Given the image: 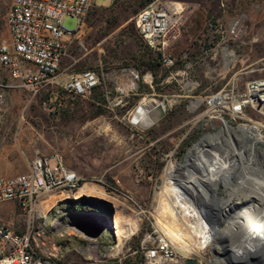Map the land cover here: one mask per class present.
Listing matches in <instances>:
<instances>
[{
	"label": "rangeland",
	"instance_id": "1",
	"mask_svg": "<svg viewBox=\"0 0 264 264\" xmlns=\"http://www.w3.org/2000/svg\"><path fill=\"white\" fill-rule=\"evenodd\" d=\"M148 1L95 0L84 15L82 29L68 41L58 70L59 82L36 91L23 86L6 88L0 175L27 170L36 153L55 152L79 174L82 185L76 191L56 188L41 193L25 209L15 200L0 201V218L19 232L33 231L41 223L44 235L32 239L36 253L68 264H90L95 257L114 260L115 264H141L142 239L157 234L166 236L173 252L171 258L158 264H186L187 258H195L196 264H264V229L261 237L250 234L253 219L249 217L246 221L239 218L246 226L236 223L229 228L230 218L264 196V143L255 142L258 127L240 124L236 128L229 121L233 129L249 137L237 132L227 140L222 120L207 110L205 99L199 100L228 81L242 85L264 73V0H228L226 16L217 0H180L189 8L207 11L200 24L196 19L184 20L174 42L178 50L174 56L179 57L171 64H164L160 54L144 43L135 26L136 13ZM10 2L0 0V42L7 44ZM208 16L226 26L238 17V36L217 35L209 40L205 34ZM77 20L68 14L62 17L68 28H76ZM213 46L218 49L216 58L209 49ZM223 50L233 55L224 56L227 61L233 59L227 70L222 60L215 65ZM86 68L96 70L101 78L89 92L74 95L61 85L69 73ZM0 79H10L1 65ZM101 91L105 100L99 97ZM143 98L162 102L164 109L146 127L133 117ZM51 100L52 107L48 104ZM202 171L215 173L205 192L208 206L204 204V217L219 229L214 230L201 255L184 254L163 230L165 226L176 234L178 226L175 219L162 216L158 193L168 183L165 172H186L200 199L204 193L199 179ZM179 193L193 201L188 193ZM229 199L235 204L223 205ZM168 203L169 212L164 213L172 215L175 207L170 199ZM176 207L179 211L186 206ZM93 211L111 213L114 230L94 235L82 228L94 225L95 229L100 224ZM174 215L171 217L176 218ZM237 226L238 231L234 230ZM195 235L189 234V241L195 242ZM236 244L242 246L243 255L233 246Z\"/></svg>",
	"mask_w": 264,
	"mask_h": 264
},
{
	"label": "built area",
	"instance_id": "2",
	"mask_svg": "<svg viewBox=\"0 0 264 264\" xmlns=\"http://www.w3.org/2000/svg\"><path fill=\"white\" fill-rule=\"evenodd\" d=\"M217 1L222 9L226 7L227 0ZM94 3L95 0H11L6 12L10 42H0V65L8 70L10 76L6 82L0 79V126L7 87L23 86L36 91L44 85L60 81L58 70L68 41L82 29L84 15ZM189 10V6L180 0H149L135 15V26L144 43L160 52L164 64H171L179 57L169 55L167 48L179 38ZM64 14L77 17L76 28L65 26L62 22ZM232 21L226 26L208 16L205 34L209 40L217 35L220 38L226 35L236 38L239 25L237 28L235 24L231 26ZM209 49L213 50L212 57L216 58L218 49L214 46ZM221 60L223 69L227 70L233 59L228 62L222 56L217 58L215 65ZM262 68L264 70V61ZM100 82L97 71L86 68L69 73L67 80L60 83L74 95H83ZM205 96H208L205 99L207 110L214 112L212 115L223 123L231 125L232 122L236 127L242 123H260L255 142L264 143V73L242 85L236 80L228 81ZM51 101L48 104L52 107L54 101ZM80 183L79 174L66 165L58 153H36L29 159L27 170L0 175V201L15 200L25 209L41 193L56 188L75 189ZM111 226L104 229L113 231ZM44 232L41 223L33 231L19 232L0 218V264H68L51 261L36 253L32 239L44 235ZM150 238L149 235L144 236L141 241V264H158V258L163 261L172 257V247L166 236L157 234ZM96 259L88 263L115 264L114 260L105 257Z\"/></svg>",
	"mask_w": 264,
	"mask_h": 264
},
{
	"label": "bare ground",
	"instance_id": "3",
	"mask_svg": "<svg viewBox=\"0 0 264 264\" xmlns=\"http://www.w3.org/2000/svg\"><path fill=\"white\" fill-rule=\"evenodd\" d=\"M239 21H240L239 18H235L232 21L231 26H234V24H235L236 28H237L238 25H239ZM230 55H231V52H229L227 50H223V56H230ZM133 85H134V82H133ZM207 98H208V96L207 97H200L199 100H204V99H207ZM163 111H164V109H163V103L162 102L161 103H155V102H152L150 99L143 98L142 101H141V104L138 106V109L133 113V117H134L135 121L138 122L141 126L146 127V126H149L150 124H152L154 119L156 117H159ZM223 124H224L223 128L226 131L225 135H226L227 140H230L229 137H228L230 134L231 135H233V133L234 134H238L237 132H239L240 133L239 135H241L242 137H244V136L246 138L249 137L245 132H242L241 130L237 131L236 129H233L232 126L229 125L228 123H223ZM242 124H248V123H242ZM253 124L256 125L258 128L260 126V123H253ZM231 135H230V138H231ZM234 156H236V157L239 156L240 158H243L242 155L235 154ZM185 174H186V172L185 173H180V174L179 173L178 174H172V173L168 174L167 172H165V175L167 177L168 183H166L163 186V188L160 189V191L158 193V195H159L158 201L160 202V205L162 207V211H163L162 212L163 213L162 216L163 217L165 216L164 219L165 220H167L168 218L175 219V221L177 223L175 225H177L178 227L175 229L176 230V234L174 232H172L171 229L168 230L167 227H165V226H163V230H165V232L168 235H170V237H171V239L173 241H177L176 244H175L176 245L175 247L177 249H179L180 251H182L184 254H188L189 252H192V253H196V254H200L201 255V251L203 250V248L206 247L209 243H211V239H213V236H214V230L215 229H219V227H217L218 225L217 226L216 225H210L208 222H206L205 221V217H204V215H205V213H204L205 210L204 209H206V208H204V204L208 203L207 195H205V192L207 191L208 186L209 187L211 186V184H212L211 179L214 178V176H215L214 174L215 173L214 174H211V173L204 174L203 171H202V173H200L201 177L199 179L202 181L201 182V187L202 188L204 187L203 188L204 189V193L200 197V199L198 198V194H196L193 191L192 187H190V183L188 182V179H187ZM254 180H256V179H254ZM81 185H82V183L77 188L71 189V190H68V191H76V190H78L81 187ZM177 185H179L180 187L179 188L175 187ZM180 189H181V191H180ZM182 191L185 192L184 194L188 193L189 195H191V197L193 198V201L195 203L197 202L198 205H195V203H193L192 200H191L192 201L191 202L187 198L182 197V195L180 197L179 196V194H180L179 192H182ZM259 197H260L259 198L260 200L258 202L253 203L254 201H252L251 202L252 203L251 206L247 205L245 207V209L240 214L235 216V218H230V222H229V226L230 227L229 228L232 229L233 228L232 226H235L236 223H237V225L242 227L245 224H244V222H241V219H239V218L243 217V218H245V221H246V219L249 217V218L253 219V223L251 224V227L248 229L249 233L250 234L251 233H255L258 236H260L261 230L264 229V196H259ZM169 199H170V201H172V204L175 207V212L173 211L175 215L174 214L170 215L168 213L169 214V216H168V214L166 215L164 213V211L165 212H169L168 211L169 206H167L169 204L168 203ZM234 204H235V202H233L231 199H229L223 205H229L230 206V205H234ZM178 205L186 206V207H185V209L180 208V210L178 211L177 207H176ZM187 205H189L191 207L188 208ZM171 211H170V213H171ZM228 213H226V218H225L226 220L229 218L228 217ZM173 215L176 216V218L171 217ZM189 216H191V217L189 218ZM190 220H192V222H190ZM98 225H95V227H97ZM70 226L71 225H69V227ZM82 228L90 229L92 233L94 231V225H92V226L88 225L86 227L83 226ZM234 230L238 231L240 229H238V226H237V228H234ZM189 234H191V235L196 234L198 236V239L195 242L189 241V239H188L189 238ZM91 236H89V238ZM262 236L264 237V234ZM233 246L235 248H237V249H240L242 247V246L240 247L239 244L238 245L236 244V245H233ZM242 249L239 250L241 255H243V252H244V251H242ZM254 252H256V251H254ZM156 261L159 263V261H162V260L158 258Z\"/></svg>",
	"mask_w": 264,
	"mask_h": 264
},
{
	"label": "water",
	"instance_id": "4",
	"mask_svg": "<svg viewBox=\"0 0 264 264\" xmlns=\"http://www.w3.org/2000/svg\"><path fill=\"white\" fill-rule=\"evenodd\" d=\"M163 113V112H162ZM161 113V114H162ZM238 128V127H236ZM94 215H97L100 217L101 219V222L100 224L97 226V228H95V232H93L94 235H99L106 226H111L112 223H113V215L110 213V214H106L104 212H100V211H93ZM80 226L82 224H79ZM197 263V260L195 258H187L186 259V264H196Z\"/></svg>",
	"mask_w": 264,
	"mask_h": 264
},
{
	"label": "crops",
	"instance_id": "5",
	"mask_svg": "<svg viewBox=\"0 0 264 264\" xmlns=\"http://www.w3.org/2000/svg\"><path fill=\"white\" fill-rule=\"evenodd\" d=\"M228 1V0H227ZM225 9V8H224ZM223 9V10H224ZM226 10V9H225ZM222 11L223 12V14H225V16H226V13L228 12H226V11ZM205 11H207V8H203V7H198V8H196L195 6L194 7H192V8H190V10H189V12H188V16H187V18L189 19L190 18V20L192 21V20H194V19H196V21H198L197 22V24H200L201 23V20H200V16H199V14H200V12H205ZM204 14V13H203ZM189 21V20H188Z\"/></svg>",
	"mask_w": 264,
	"mask_h": 264
},
{
	"label": "trees",
	"instance_id": "6",
	"mask_svg": "<svg viewBox=\"0 0 264 264\" xmlns=\"http://www.w3.org/2000/svg\"><path fill=\"white\" fill-rule=\"evenodd\" d=\"M199 16H200V20H201V22H202V20H203V13L200 12ZM156 51H157L158 53H160L158 50H156ZM177 51H178V50H177V47H176V43H172V44L169 45L168 48H167V53H168L169 55H172V56L176 55V54L178 53ZM100 94H101V96H99V97H101L102 100H105V98H104V94H103V91H101Z\"/></svg>",
	"mask_w": 264,
	"mask_h": 264
}]
</instances>
